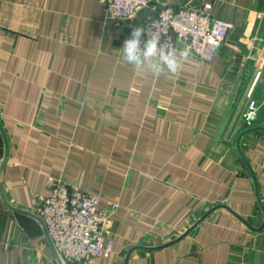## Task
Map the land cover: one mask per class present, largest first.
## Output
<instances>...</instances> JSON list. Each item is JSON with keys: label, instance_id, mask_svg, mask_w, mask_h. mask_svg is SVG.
Segmentation results:
<instances>
[{"label": "crops", "instance_id": "obj_1", "mask_svg": "<svg viewBox=\"0 0 264 264\" xmlns=\"http://www.w3.org/2000/svg\"><path fill=\"white\" fill-rule=\"evenodd\" d=\"M148 2L210 3L231 29L210 62L176 50L157 73L121 52L147 8L0 0V264H264V0ZM52 177L117 203L108 254L58 259L36 214Z\"/></svg>", "mask_w": 264, "mask_h": 264}, {"label": "built area", "instance_id": "obj_2", "mask_svg": "<svg viewBox=\"0 0 264 264\" xmlns=\"http://www.w3.org/2000/svg\"><path fill=\"white\" fill-rule=\"evenodd\" d=\"M103 3L104 17L115 22L131 19L148 6V0H103ZM150 8L153 13L146 17L143 27L160 32V47L165 51L180 50L205 62L213 59L231 29L229 22L211 15L210 3L201 9L187 5ZM147 38L145 34L143 39ZM154 58L160 63L158 56ZM257 110L258 105L250 102L243 113L246 127L256 121ZM47 187L49 194L38 203L36 214L60 259L66 263L86 262L108 254L114 241L107 232V223L117 210V203H111L106 210L99 209V193L84 191L63 178H49Z\"/></svg>", "mask_w": 264, "mask_h": 264}, {"label": "clouds", "instance_id": "obj_3", "mask_svg": "<svg viewBox=\"0 0 264 264\" xmlns=\"http://www.w3.org/2000/svg\"><path fill=\"white\" fill-rule=\"evenodd\" d=\"M145 34L148 37L146 40L143 39ZM159 41L160 32L158 30L151 31V28L143 26L134 27L130 37L124 41L121 49L124 61L139 69L145 60L158 56L160 64L153 66V71L159 73L167 69L171 73H177L180 62L175 50L165 51L160 47ZM142 44L143 47H141Z\"/></svg>", "mask_w": 264, "mask_h": 264}, {"label": "rangeland", "instance_id": "obj_4", "mask_svg": "<svg viewBox=\"0 0 264 264\" xmlns=\"http://www.w3.org/2000/svg\"><path fill=\"white\" fill-rule=\"evenodd\" d=\"M187 6H189L188 4H186ZM151 6H155L157 9H162V8H165V7H158L157 5H155V4H150L149 2H148V6L147 7H143L142 9H144V8H147L148 9V14H147V16L149 15V14H151V13H153L152 12V10H151ZM182 6H185V5H182ZM166 7H170V6H166ZM178 7H180V6H178ZM191 7V6H190ZM174 8H177V7H174ZM194 8V7H193ZM141 9V10H142ZM141 10H139V11H141ZM139 11H138V13H139ZM137 15V14H136ZM146 16V17H147ZM133 18V17H132ZM109 20V19H108ZM128 20V19H127ZM123 21V20H122ZM120 22V21H119ZM228 36V35H227ZM227 38V37H226ZM256 122V121H255ZM255 122H254V124H255ZM254 124L252 125V126H250V127H246V128H252L253 126H254ZM68 263H78V262H68Z\"/></svg>", "mask_w": 264, "mask_h": 264}, {"label": "water", "instance_id": "obj_5", "mask_svg": "<svg viewBox=\"0 0 264 264\" xmlns=\"http://www.w3.org/2000/svg\"><path fill=\"white\" fill-rule=\"evenodd\" d=\"M56 253V252H55ZM56 256L58 257V259L60 260V261H62L61 259H60V257L56 254Z\"/></svg>", "mask_w": 264, "mask_h": 264}]
</instances>
